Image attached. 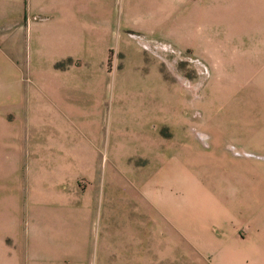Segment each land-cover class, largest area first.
Returning <instances> with one entry per match:
<instances>
[{"label": "rangeland", "instance_id": "obj_1", "mask_svg": "<svg viewBox=\"0 0 264 264\" xmlns=\"http://www.w3.org/2000/svg\"><path fill=\"white\" fill-rule=\"evenodd\" d=\"M246 5L14 0L0 13V264H184L181 228L133 193L156 183L168 199L179 162L221 158L218 144L238 146L219 150L250 182L217 174L223 200H263L264 116L237 99Z\"/></svg>", "mask_w": 264, "mask_h": 264}, {"label": "crops", "instance_id": "obj_2", "mask_svg": "<svg viewBox=\"0 0 264 264\" xmlns=\"http://www.w3.org/2000/svg\"><path fill=\"white\" fill-rule=\"evenodd\" d=\"M254 3L255 0H247L246 25L244 27L247 34L246 54L244 60H240L246 65V73L243 78L246 77L248 83L251 82L249 88L248 85L242 86L241 91L243 92L237 95V99L245 100L247 115L253 112V114L259 113L263 117L264 111L261 110L260 102L264 101V21L261 27L253 24ZM13 5L14 0H0V13L3 15L6 10L10 8L12 10ZM237 27L242 28L243 26L238 25ZM261 75L263 76L261 77ZM240 77L242 76L240 75ZM234 92L232 91L230 95ZM250 102L255 105L251 106ZM250 116L252 117V115ZM232 126L236 128V131L240 130L237 126ZM243 130L249 132L248 129ZM233 146L238 148L235 144H229L227 147H221L218 144L214 148L216 151L222 152V157H216L217 152H213V157H205L206 161L202 162L203 158L199 156L198 162L201 164L198 162L189 164L192 170L184 171L179 165L183 163L178 161V167L181 170L179 175L182 179L181 190L167 194L168 199L164 197V193L155 190L156 183L148 191L150 199L146 198L144 194L133 193L132 202L134 205L138 207L146 205L151 214L150 218L154 222L158 219L165 222L166 226L163 228L166 231L169 229L173 231L170 221L181 228L180 238L184 264L189 260H197V264H205V258L211 260L213 264H264V208L255 209L264 203V190H257L263 196V202L259 200V202H255L259 204L254 205L253 198L240 201L239 197L233 193L230 195V197L233 196L229 198V201L223 200L218 185L216 187L212 185L218 180L217 174L224 177L227 175L233 177L234 175L233 179L236 181L250 183L248 178H243V175L247 173L243 171L237 173L240 176L233 173L229 164L232 165L235 162L229 160L225 151L219 150L229 149L228 147ZM192 166L196 168L194 169ZM224 167H228L230 171L223 173L225 172ZM190 245L196 246L197 248L194 247V250L196 249L197 252L193 251ZM185 246H188L193 253L187 252Z\"/></svg>", "mask_w": 264, "mask_h": 264}]
</instances>
